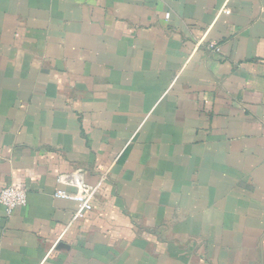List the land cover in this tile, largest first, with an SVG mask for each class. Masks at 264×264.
Returning a JSON list of instances; mask_svg holds the SVG:
<instances>
[{"label":"crops","instance_id":"1","mask_svg":"<svg viewBox=\"0 0 264 264\" xmlns=\"http://www.w3.org/2000/svg\"><path fill=\"white\" fill-rule=\"evenodd\" d=\"M9 184L0 264H264V0H0Z\"/></svg>","mask_w":264,"mask_h":264},{"label":"built area","instance_id":"2","mask_svg":"<svg viewBox=\"0 0 264 264\" xmlns=\"http://www.w3.org/2000/svg\"><path fill=\"white\" fill-rule=\"evenodd\" d=\"M227 12V10H225ZM200 41L196 45H198ZM209 47L219 52L220 47L216 43L210 42ZM102 181V178H101ZM58 185H69L74 187V191H67L63 187H58L53 192V196L74 201L78 208L76 216L82 217L86 212L93 208L94 196L98 190V184L86 182L83 173L75 170L69 173H60L56 176ZM27 202V192L24 187L9 184L0 189V204L10 213L19 206H24Z\"/></svg>","mask_w":264,"mask_h":264}]
</instances>
